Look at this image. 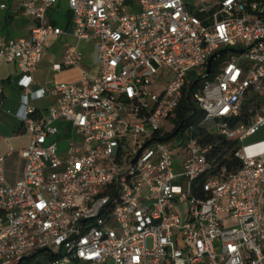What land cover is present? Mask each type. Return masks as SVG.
I'll use <instances>...</instances> for the list:
<instances>
[{
	"label": "built area",
	"instance_id": "built-area-1",
	"mask_svg": "<svg viewBox=\"0 0 264 264\" xmlns=\"http://www.w3.org/2000/svg\"><path fill=\"white\" fill-rule=\"evenodd\" d=\"M15 2L35 25L27 39L0 34V63L21 74L16 117L30 142L16 184L0 158V264L41 253L49 259L40 264H264V150L242 146L264 127V109L230 125L247 96L264 99V0H67L73 37L94 43L98 71L39 92L30 86L46 41L65 35L46 17L58 0ZM212 56L224 61L208 81ZM81 60L66 46L52 68ZM195 69L201 125L240 144L241 167L229 175L210 174L212 147L193 125L157 140L174 131ZM45 93L58 96L46 114L27 108L28 94ZM60 124L70 130L63 157ZM176 152L184 159L174 172Z\"/></svg>",
	"mask_w": 264,
	"mask_h": 264
},
{
	"label": "crops",
	"instance_id": "crops-1",
	"mask_svg": "<svg viewBox=\"0 0 264 264\" xmlns=\"http://www.w3.org/2000/svg\"><path fill=\"white\" fill-rule=\"evenodd\" d=\"M8 1V0H6ZM0 0L7 6L6 11H0V34L6 40L27 39L35 25L34 20L18 12L15 0ZM14 1V3H13ZM54 14H59L62 24L53 19ZM47 20L54 21L55 27L61 29L65 35L59 39L50 38L46 41L45 52L37 70L32 75L33 83L31 92L48 90L55 84H78L82 72L96 76L98 66L95 59V46L90 40L77 41L73 37L74 26L71 14L67 8V0H58V3L47 11ZM66 46H74L81 55L78 67L63 69L60 72L53 71V65L61 63ZM21 74L14 63H0V158L4 159L3 170L5 180L9 185H14L21 180L25 161L20 151L26 149L30 142L29 134L23 129L21 122L16 117L21 107L23 90L18 86ZM26 106L37 115L46 114L47 110L56 104L57 95L45 93L41 98H32L28 94ZM60 130L69 132L66 125H58ZM66 136V133L64 132ZM251 145H257L252 151L264 150V134L256 132L246 138ZM12 150L11 152H9Z\"/></svg>",
	"mask_w": 264,
	"mask_h": 264
},
{
	"label": "trees",
	"instance_id": "trees-1",
	"mask_svg": "<svg viewBox=\"0 0 264 264\" xmlns=\"http://www.w3.org/2000/svg\"><path fill=\"white\" fill-rule=\"evenodd\" d=\"M50 23L52 25H56L54 21H50ZM223 61L224 57H219L213 61L208 81L213 79ZM188 80L189 84L184 90L179 108L177 109L173 119L175 126L174 131L164 135L162 138H157L159 134H155L154 137L161 142H166L167 140H172L174 138L173 133L180 126V124L183 125L177 137L181 136L186 127L193 125L195 126V136H197L199 144L203 147H212L208 158L210 163V174L217 175L222 169H225L227 175L236 172L241 167L240 161L234 157L235 151L240 148L239 142L237 140H228L217 134L214 130L210 131L209 129H206L205 125H201L204 116L202 112H199L196 108L193 96L202 87L204 80L193 74L189 75ZM261 106H264V99H258L253 94L247 96L243 102L239 116L235 120L231 121L230 125L235 126L238 124H247L251 119L260 115ZM203 181L204 178H201L198 182L201 184ZM31 259L32 258L28 259V263ZM37 264H40V262Z\"/></svg>",
	"mask_w": 264,
	"mask_h": 264
},
{
	"label": "rangeland",
	"instance_id": "rangeland-1",
	"mask_svg": "<svg viewBox=\"0 0 264 264\" xmlns=\"http://www.w3.org/2000/svg\"><path fill=\"white\" fill-rule=\"evenodd\" d=\"M207 1L210 2L209 5H212V4L218 3L220 0H207ZM6 2H9V0L6 1ZM13 3H14V1H13ZM53 19L56 20L59 23V25L62 24V18H61V16L59 14H54L53 15ZM190 74H193V75H195L197 77L198 70L195 69ZM260 109H264V106H261ZM258 132L261 133V134H264V127L259 129ZM56 139H57V143H58V146H59V151H60L59 154H60L61 157H63L64 153L66 152L67 147H68L67 137L63 133H61V135L58 138H56ZM248 144H250V140L249 139L245 140L243 142L242 146H246ZM167 145H170V143H168ZM175 154H176V159H175V165H174V172H176L177 167H179L181 165V163H182V161L184 159L183 156L177 155V152ZM178 246L182 247V242L180 240L178 241ZM48 259H49L48 256H46L45 254L41 253V254H38V255L34 256L30 260L29 264H37L38 262L43 263V262L47 261Z\"/></svg>",
	"mask_w": 264,
	"mask_h": 264
},
{
	"label": "water",
	"instance_id": "water-1",
	"mask_svg": "<svg viewBox=\"0 0 264 264\" xmlns=\"http://www.w3.org/2000/svg\"><path fill=\"white\" fill-rule=\"evenodd\" d=\"M215 59H216V56H212V57L209 59L208 63H207V68H206V75H207V76H209V74H210L211 65H212V63H213V61H214ZM182 125H183V124H180V126L175 130V132L173 133V136H176V135L181 131V129H182ZM139 154H140V151L138 152V155H137V156H139ZM135 161H136V160H134L133 163H135Z\"/></svg>",
	"mask_w": 264,
	"mask_h": 264
},
{
	"label": "bare ground",
	"instance_id": "bare-ground-1",
	"mask_svg": "<svg viewBox=\"0 0 264 264\" xmlns=\"http://www.w3.org/2000/svg\"><path fill=\"white\" fill-rule=\"evenodd\" d=\"M248 152H252V149L248 150Z\"/></svg>",
	"mask_w": 264,
	"mask_h": 264
}]
</instances>
